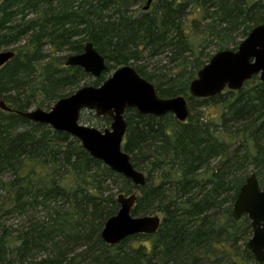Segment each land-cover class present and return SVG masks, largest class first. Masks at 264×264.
<instances>
[{"label":"trees","instance_id":"16d2710c","mask_svg":"<svg viewBox=\"0 0 264 264\" xmlns=\"http://www.w3.org/2000/svg\"><path fill=\"white\" fill-rule=\"evenodd\" d=\"M145 2L0 0V50L14 51L0 67V96L12 109H49L146 49L165 53L171 65L132 67L160 97L184 95L190 112L179 121L126 109L122 149L146 177L137 186L69 133L0 109V264L12 257L28 264H264L246 248L248 218L231 214L249 173L264 188V83L253 75L238 90L206 98L188 89L215 52L236 49L264 22V0H152L144 10ZM85 41L106 60L97 78L45 52L48 44L77 54ZM133 190L132 215L159 212L160 226L109 245L100 236L104 222L119 208L117 195Z\"/></svg>","mask_w":264,"mask_h":264},{"label":"water","instance_id":"95a60500","mask_svg":"<svg viewBox=\"0 0 264 264\" xmlns=\"http://www.w3.org/2000/svg\"><path fill=\"white\" fill-rule=\"evenodd\" d=\"M151 2L152 0H146L143 9L147 10ZM13 56L14 51L11 49L0 50V67ZM64 63L67 66L81 67L94 78L99 77L107 68L104 56L91 41L84 43L82 52L68 55ZM253 75H257L264 83V22L253 26L236 49L215 52L190 81L189 94L195 98H206L225 89L238 90ZM129 108L154 116L171 113L179 121H185L190 113L188 100L184 95L160 97L154 84L131 65L116 68L97 86L79 87L73 93L57 99L48 110L40 107L12 109L0 96L1 110L13 111L29 121L44 123L55 130L69 133L79 140L90 156L102 161L134 185L144 186L145 174L132 165L130 155L122 149L127 129L124 114ZM83 110H92L99 117H110L109 126L99 129L82 124L80 114ZM136 197V192L117 195L119 208L106 219L100 232L105 243L116 245L128 236L153 234L158 230L161 222L158 214L132 215L131 209ZM231 214L236 220L243 215L248 218L252 233L245 245L255 261L263 263L264 188L260 187L254 172L245 177L233 202Z\"/></svg>","mask_w":264,"mask_h":264},{"label":"rangeland","instance_id":"374dc122","mask_svg":"<svg viewBox=\"0 0 264 264\" xmlns=\"http://www.w3.org/2000/svg\"><path fill=\"white\" fill-rule=\"evenodd\" d=\"M81 36H77L74 39H80ZM86 42V41H85ZM84 42V43H85ZM46 53H50V57H55L56 59H58L59 61H65L66 57L68 55H71V51L68 50V48L65 46L63 47L60 51H55L54 48H50L49 51V45H46V49H45ZM133 60H130V64H132L131 66H136V65H145L146 67V71H151V69L157 67V68H161L162 70L166 69L167 66L170 64L169 63V59L167 58L166 54H161V55H149V52L146 49H142L141 51V56L139 59L134 60V63H131ZM129 65V64H128ZM171 65V64H170ZM118 68V67H116ZM115 69H111L108 73L105 74V77H109L111 75V73L114 71ZM92 77V76H91ZM90 77V79H91ZM93 78V77H92ZM31 108H35V106L31 107ZM43 109L48 110L47 108L43 107ZM207 113L209 114H214L215 113V108L213 105H210L207 107L206 109ZM80 122L82 124H87V125H92L95 126L99 129L105 128L107 126H109L108 123H106V121L104 119H102L99 116H96L94 114V111L92 110H83L81 112L80 115ZM252 168L249 167L247 170V173L251 172ZM116 190V188H114V191ZM133 192H136V190H133ZM156 214H158V216L161 218V214L159 212H156ZM10 224V223H8ZM141 241H144L143 239ZM139 241H136V243ZM81 248H79L77 251L81 250ZM9 264H28L27 261H23V260H19L15 257H12L9 262Z\"/></svg>","mask_w":264,"mask_h":264}]
</instances>
